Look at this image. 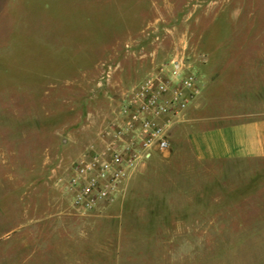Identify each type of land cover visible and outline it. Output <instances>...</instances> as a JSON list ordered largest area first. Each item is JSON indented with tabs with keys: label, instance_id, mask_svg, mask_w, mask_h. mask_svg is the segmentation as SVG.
<instances>
[{
	"label": "rangeland",
	"instance_id": "374dc122",
	"mask_svg": "<svg viewBox=\"0 0 264 264\" xmlns=\"http://www.w3.org/2000/svg\"><path fill=\"white\" fill-rule=\"evenodd\" d=\"M174 63L200 97L207 65L264 90V0H0V256L14 200L69 196L72 164L111 143L129 92L168 82ZM168 133L98 203L129 209L104 234L120 264H264V159L198 161L180 125Z\"/></svg>",
	"mask_w": 264,
	"mask_h": 264
},
{
	"label": "crops",
	"instance_id": "0c3cea01",
	"mask_svg": "<svg viewBox=\"0 0 264 264\" xmlns=\"http://www.w3.org/2000/svg\"><path fill=\"white\" fill-rule=\"evenodd\" d=\"M210 70L214 69L207 65L201 71L204 86L210 88L208 95L194 98L177 123L194 158L264 159V90L253 84L230 86ZM218 82L223 84L225 96L221 101ZM37 198H47L39 200L46 205L33 206L32 200H25L19 206L14 200L19 217L7 230L1 264H120L117 238L104 234L110 224H123L128 208L73 205L70 193Z\"/></svg>",
	"mask_w": 264,
	"mask_h": 264
},
{
	"label": "built area",
	"instance_id": "2783aa9c",
	"mask_svg": "<svg viewBox=\"0 0 264 264\" xmlns=\"http://www.w3.org/2000/svg\"><path fill=\"white\" fill-rule=\"evenodd\" d=\"M168 82L145 79L127 95L120 121L105 132L114 136L102 143L101 151L74 162L70 184L71 204L93 206L112 198L116 183L127 171H133L153 153L169 147V128L177 124L189 103L200 94L196 74L173 64ZM112 125V124H111ZM120 147H117L119 142ZM106 145V146H105ZM85 172L89 175L85 178Z\"/></svg>",
	"mask_w": 264,
	"mask_h": 264
},
{
	"label": "bare ground",
	"instance_id": "6f19581e",
	"mask_svg": "<svg viewBox=\"0 0 264 264\" xmlns=\"http://www.w3.org/2000/svg\"><path fill=\"white\" fill-rule=\"evenodd\" d=\"M88 175H89V173H88V172H85V178H87V177H88Z\"/></svg>",
	"mask_w": 264,
	"mask_h": 264
}]
</instances>
